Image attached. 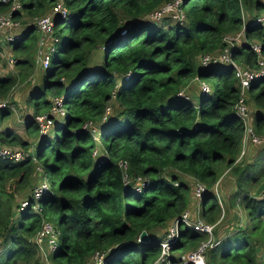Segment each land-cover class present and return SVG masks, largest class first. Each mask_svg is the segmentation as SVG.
<instances>
[{
  "label": "trees",
  "instance_id": "1",
  "mask_svg": "<svg viewBox=\"0 0 264 264\" xmlns=\"http://www.w3.org/2000/svg\"><path fill=\"white\" fill-rule=\"evenodd\" d=\"M18 1L21 9L11 15L25 20L48 12L57 0ZM165 1L62 0L67 12L53 16L55 49L27 88L31 110L21 116L24 127L34 124L35 131L28 129L30 140L7 126L0 131V142L27 146L18 160L0 156V264L42 263L33 236L43 220L57 232L54 264H96V251L103 264H149L165 234L157 232L159 225L196 205V218L215 222L219 238L205 250L208 264H264V75L249 81L246 97L262 141L249 142L250 156L238 157L243 124L233 111L238 95L233 66L199 61L243 26L229 52L255 67L250 43H259L264 58V24L256 20L264 0H181V21L168 14L147 17ZM10 2L0 0V12ZM21 23L7 41L15 72L0 76V98L16 78L35 73V24ZM112 93L119 107L102 118ZM54 97L61 99L63 121L51 116L49 129L40 132L33 116L50 115ZM9 112L4 101L0 119ZM88 120L98 126L96 151L97 140L82 126ZM118 160H125L124 169ZM226 168L235 185L220 202L216 186ZM43 182L34 196L33 188ZM196 183L203 188L194 196ZM14 193H24L26 202L15 200ZM235 205L243 209L244 223L229 220L218 235L219 216ZM142 229L147 235L140 239ZM205 238L187 226L178 228L170 241L171 262Z\"/></svg>",
  "mask_w": 264,
  "mask_h": 264
},
{
  "label": "built area",
  "instance_id": "2",
  "mask_svg": "<svg viewBox=\"0 0 264 264\" xmlns=\"http://www.w3.org/2000/svg\"><path fill=\"white\" fill-rule=\"evenodd\" d=\"M181 0H168L162 3L158 8L150 10L147 13L148 18H153L154 20L159 19L163 14H168L172 18L181 21L184 18V14L180 8ZM21 9V5L18 0H11L10 9L0 12V32L3 34L6 41L12 39V37L17 33L18 29L22 27V23L18 19H15L11 15V11ZM67 12V7L62 2V0H57L50 8V10L44 14L37 16L34 19V24L36 29L39 31L37 37V46L35 52V64L38 68H44L49 64V57L51 52L55 49L56 37L53 34V16L58 14L64 17ZM256 20L260 24H264V13H260ZM10 28H16L15 30H9ZM243 36V26L233 34H227L223 36L225 45L216 52L213 53H203L199 56V61L202 65H206L210 62H223L230 63L233 66L234 76L238 82V95L233 104V111L237 118L242 121L243 131L241 135V148L248 142H260L261 138L256 135L253 130V124L250 122V111L249 106L246 102L247 88L249 81L256 76L264 75V58L259 52V43L253 41L250 43L251 49L256 53V66L250 67L246 64L239 63L235 61L229 52V45L233 42H237ZM9 66H14V57L10 56L7 59ZM9 67V68H10ZM194 79L199 78L197 76ZM201 83V88L208 90V85L199 80ZM114 94L112 93L105 108L102 112L101 117L105 118L110 113L111 102L110 99H114ZM4 104V100L0 101V105ZM64 107L61 104V99L59 97H54L52 100V105L50 107V115L44 113H36L33 116V120L39 126L40 132H46L51 124V116H63ZM83 127L87 128L92 134L95 140L97 137V123L92 120L84 121ZM241 150V149H240ZM96 151V149H95ZM27 154V150L22 147L10 146L6 143L0 142V156L12 160H18ZM239 156V155H238ZM118 164L124 169L126 167L125 160H118ZM141 180L138 178L136 180V188H138ZM45 183H41L33 188L34 196H37L40 192L41 186ZM203 186L200 183H196L193 188L194 196H197L202 190ZM262 196H264V190L262 191ZM21 204L26 201L21 199ZM182 223L183 226H187L190 229L206 234V238L200 241L197 246L189 251L181 253L178 260L171 262L169 258L170 252V241L175 238L178 234L179 224ZM215 222H205L198 218L192 219L189 209H184L179 216L173 218L170 221L169 226L165 230V234L159 240V249L156 256L151 260L149 264H208L205 260V250L209 246L216 245L219 242L218 237L213 236V227ZM57 239V232L53 224L47 220H43L39 229L35 232L33 236V241L37 246L38 257L41 259L43 264H54L50 262V254L54 249ZM213 239V240H212ZM93 257L95 258L96 264H103L101 257L102 253L94 252Z\"/></svg>",
  "mask_w": 264,
  "mask_h": 264
},
{
  "label": "rangeland",
  "instance_id": "3",
  "mask_svg": "<svg viewBox=\"0 0 264 264\" xmlns=\"http://www.w3.org/2000/svg\"><path fill=\"white\" fill-rule=\"evenodd\" d=\"M246 12L248 13L249 11L243 7L242 14L244 16L247 15ZM261 13H264V10H262ZM17 19L19 20L20 23L22 21H34V18H26L24 20V19H22V16L17 18ZM15 29L16 28H10L9 30L11 31V30H15ZM33 34L37 35V36L39 34V31L36 29V27L33 29ZM10 56L11 57L13 56V52L11 50V43L7 42L4 39L3 34L0 32V76H4L7 72H12V73L15 72V68L13 66L10 67L8 62H7V59ZM238 62L242 63L240 61H238ZM35 67H36L35 73H33L29 76V78H31V80L36 76V72H38L37 64H35ZM29 78L28 77L16 78L15 82L10 87V89L6 92V94L3 97L0 98V100H4L5 103L8 104V106L10 108V112L6 116H4L2 119H0V131L5 129L6 128L5 126H7V127H9L10 131L11 132L14 131V134L17 135L20 139H27V140H30L31 136H32L28 132V129L31 131H35L34 124L29 126V128L26 129L24 127V125L22 123V119H21V116L24 114L25 110H27V111L31 110V107H29V106H31V104H30L31 102L30 101L26 102L25 97H26L27 88L32 84V82H35V81H34V79L32 81H30ZM195 80L198 81V83H199L198 79H195ZM4 97H6V98H4ZM2 98H4V99H2ZM109 102H111L110 112L116 111L119 107L118 103L113 99H110ZM60 119H61L60 121H63V117H60ZM50 133H52L51 129H50ZM261 141H262V139H261ZM99 142L100 141H98V139H97L96 150L101 149V143H99ZM6 144H8L10 146H17V147H22V148L24 147L23 149H25V147H27V146L23 145L22 143H20L19 141L8 142ZM240 149L241 150L239 152V156L242 155L244 157H249L250 154L252 153V150H253V143H247V145L245 144L242 148L240 147ZM29 150H30V148H29ZM34 163H35V161L32 160L31 165H34ZM229 173H230L229 168H226L222 171L221 175L218 178V180H219L221 177L219 184H217V186H216L217 192L219 194L218 196H219L220 202H222V200H221L222 194H225V195L228 194L230 188L234 187V185H235V181L233 179V176H231ZM226 175H228L230 178L229 177L226 178ZM13 195H14L15 200L19 201L22 198V196L24 195V193L22 195L14 193ZM189 209H190L189 212L191 214V218L196 219V213L195 212L197 210V205L195 207V209H196L195 211L193 210L192 207ZM226 216L229 218L226 219ZM219 217H221V219H219V224L221 225V227L218 228V235H220L222 233V231L224 230V224L229 222V220L234 221V220L238 219L241 222H243L245 220L243 209L239 205H235L233 207H230L228 209V211L223 210ZM169 224H170V222H163L157 228V232L163 231L164 229L166 230V228L169 226ZM182 227H183V224L180 223L179 228H182ZM213 236L217 237L214 233H213ZM177 252L178 251H173L174 254H177ZM261 252L262 251H259V253H258L259 258L261 257ZM50 262H51V260H50ZM41 264H43V263H41Z\"/></svg>",
  "mask_w": 264,
  "mask_h": 264
},
{
  "label": "water",
  "instance_id": "4",
  "mask_svg": "<svg viewBox=\"0 0 264 264\" xmlns=\"http://www.w3.org/2000/svg\"><path fill=\"white\" fill-rule=\"evenodd\" d=\"M147 235L146 231L144 229H142L140 232H139V238L140 239H143L145 238Z\"/></svg>",
  "mask_w": 264,
  "mask_h": 264
},
{
  "label": "crops",
  "instance_id": "5",
  "mask_svg": "<svg viewBox=\"0 0 264 264\" xmlns=\"http://www.w3.org/2000/svg\"><path fill=\"white\" fill-rule=\"evenodd\" d=\"M30 107V106H29ZM249 143V142H248ZM247 145V144H246Z\"/></svg>",
  "mask_w": 264,
  "mask_h": 264
}]
</instances>
